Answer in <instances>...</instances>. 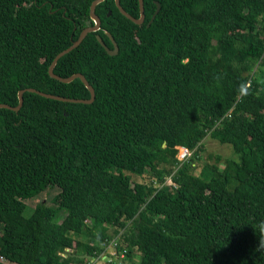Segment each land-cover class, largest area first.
Listing matches in <instances>:
<instances>
[{
	"label": "trees",
	"instance_id": "16d2710c",
	"mask_svg": "<svg viewBox=\"0 0 264 264\" xmlns=\"http://www.w3.org/2000/svg\"><path fill=\"white\" fill-rule=\"evenodd\" d=\"M93 1L0 0V103L26 89L0 108V264H90L113 239L122 264H264V0H144L141 24L104 0L54 69L95 100L27 90L91 98L49 67ZM208 136L234 156L198 174Z\"/></svg>",
	"mask_w": 264,
	"mask_h": 264
},
{
	"label": "water",
	"instance_id": "95a60500",
	"mask_svg": "<svg viewBox=\"0 0 264 264\" xmlns=\"http://www.w3.org/2000/svg\"><path fill=\"white\" fill-rule=\"evenodd\" d=\"M104 0H94L91 4V8H90V13H91V18L94 20V25L91 26H87L85 27L79 38L77 40H74V42L72 43L71 46H69L68 48H66L65 50L61 51L59 54L56 55V57L53 59L50 67H49V73L51 74V76L63 81V82H71L73 81L75 78H80L85 84L86 86L89 88V90L91 91V98L86 99V98H69V97H65V96H60V95H56V94H52V93H47L41 90H37L35 88H28L27 90L32 91V92H37L45 97L48 98H53V99H58V100H63V101H70V102H82V103H92L95 100L96 97V92H95V88L89 83V81L87 80V78L85 77V75L81 72L79 73H75L69 77H62L58 74H56L54 72L55 66L57 64V62L59 61V59L65 55L66 53H68L69 51H71L72 49L76 48L84 39L85 37L88 35L89 32L92 31H97L101 28V18L100 16L96 13V7L99 3H101ZM140 1V8H141V15L140 17H135L133 15H131L129 12H127V10H125V8L122 6L121 4V0H116V4L119 7L120 11L125 14L127 17H129L131 20H133L134 22L141 24L145 21L146 18V14H145V4H144V0H139ZM158 3V7L156 12L154 13V15L152 16L151 20L149 23H152L153 20L155 19L157 13L160 10V3ZM108 35L110 36V38L113 41L114 44V48H110L105 41L103 40V38L98 35V39L101 42V44L104 46V48L107 50V52L111 55H116L119 51V45L117 44L115 38L113 37V35L111 33H108ZM246 75V74H245ZM26 91V89L20 90L19 91V98H20V102L18 106H12L9 104H5V103H0V108L5 107V108H10V109H14V110H19L24 102V92Z\"/></svg>",
	"mask_w": 264,
	"mask_h": 264
},
{
	"label": "rangeland",
	"instance_id": "374dc122",
	"mask_svg": "<svg viewBox=\"0 0 264 264\" xmlns=\"http://www.w3.org/2000/svg\"><path fill=\"white\" fill-rule=\"evenodd\" d=\"M259 65L256 67L255 70H257ZM260 70V69H259ZM258 71V70H257ZM259 74H261L262 79H264V66H262ZM184 146L178 147V153L177 156L180 160H185L186 158H192L193 152H191L190 156H186L185 158H182V152H183ZM181 154V156H180ZM234 156L233 147L229 143H222L217 139H214L210 136L206 137L204 140V148L202 151H200L199 157L194 160V166L196 167V173H200L201 169L204 165H219L221 169H223L226 166L227 159ZM139 177V176H138ZM137 176H134V181L137 179H141V177L138 178ZM172 176L168 177L167 184H173ZM58 188H49L39 195L27 200V204L29 207L34 208L39 202H45V203H51L52 198L58 193ZM109 256H112L109 254ZM114 257V255H113ZM2 261L6 262L4 259H1ZM102 260V259H101ZM100 259H93L90 264H106L107 261L101 262ZM135 260V259H134ZM94 262V263H93ZM137 263V259H136ZM132 259H126L125 264H136ZM15 264V263H10Z\"/></svg>",
	"mask_w": 264,
	"mask_h": 264
},
{
	"label": "built area",
	"instance_id": "2783aa9c",
	"mask_svg": "<svg viewBox=\"0 0 264 264\" xmlns=\"http://www.w3.org/2000/svg\"><path fill=\"white\" fill-rule=\"evenodd\" d=\"M190 154H191L190 150L184 147L183 152H182V158H185L186 156L188 157L190 156ZM117 245H118L117 239L111 240L109 243L106 244V249L102 252L103 254L97 255L95 259H100V260L102 259L101 262L107 261V263H114L118 261L119 264H122V262L124 261L126 257L127 249L125 248L124 251L119 254L117 251ZM68 250H71V249H68ZM109 254H111L112 256H109Z\"/></svg>",
	"mask_w": 264,
	"mask_h": 264
},
{
	"label": "crops",
	"instance_id": "0c3cea01",
	"mask_svg": "<svg viewBox=\"0 0 264 264\" xmlns=\"http://www.w3.org/2000/svg\"><path fill=\"white\" fill-rule=\"evenodd\" d=\"M140 255V254H139Z\"/></svg>",
	"mask_w": 264,
	"mask_h": 264
}]
</instances>
